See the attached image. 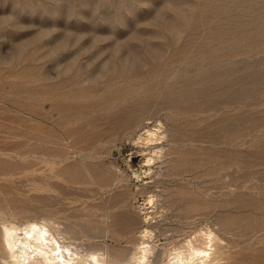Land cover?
Returning <instances> with one entry per match:
<instances>
[{
  "label": "rangeland",
  "instance_id": "374dc122",
  "mask_svg": "<svg viewBox=\"0 0 264 264\" xmlns=\"http://www.w3.org/2000/svg\"><path fill=\"white\" fill-rule=\"evenodd\" d=\"M165 214L264 264V0H0V252L32 219L135 251Z\"/></svg>",
  "mask_w": 264,
  "mask_h": 264
},
{
  "label": "bare ground",
  "instance_id": "6f19581e",
  "mask_svg": "<svg viewBox=\"0 0 264 264\" xmlns=\"http://www.w3.org/2000/svg\"><path fill=\"white\" fill-rule=\"evenodd\" d=\"M160 129L161 126L147 129L146 143L161 139L163 135ZM148 161H151V158ZM150 201L153 202V199ZM201 216L199 211L194 213L195 219L199 222ZM161 217L150 218L141 233L142 241L138 244L137 251L128 248L116 250L109 245L96 243L85 249H82L81 245L73 247L71 243L61 241L49 227L50 225L34 219L27 220L24 225L5 224L1 232L4 246L0 255L7 259L6 264H165L163 261L165 256L168 264H226L224 262L226 255L224 251L222 252L224 246L218 244V239L212 230L206 232L202 244V229L198 228L199 223L197 229L193 231L184 228L189 221H186L184 226H177L171 230L169 224L163 225L164 228L161 227L169 215L165 214ZM187 218L189 215L185 216V219ZM150 226L152 228H149ZM154 227L159 228V233H155ZM169 231L173 234L170 235ZM109 232L103 236L105 238L116 236L113 234L117 232L114 233L111 229ZM158 234L165 235L168 241L171 240L169 243H175L174 246L170 249L165 248L164 251L158 250L153 242ZM94 236L100 235L94 234Z\"/></svg>",
  "mask_w": 264,
  "mask_h": 264
}]
</instances>
